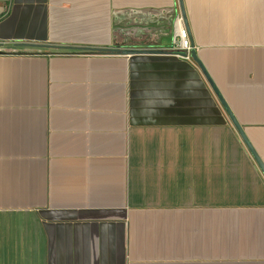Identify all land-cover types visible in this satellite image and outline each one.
<instances>
[{"label":"crops","instance_id":"1","mask_svg":"<svg viewBox=\"0 0 264 264\" xmlns=\"http://www.w3.org/2000/svg\"><path fill=\"white\" fill-rule=\"evenodd\" d=\"M182 4L0 0V264H264V0Z\"/></svg>","mask_w":264,"mask_h":264},{"label":"built area","instance_id":"2","mask_svg":"<svg viewBox=\"0 0 264 264\" xmlns=\"http://www.w3.org/2000/svg\"><path fill=\"white\" fill-rule=\"evenodd\" d=\"M193 50L194 47L190 42L183 16L177 6L171 24L169 47L161 51L182 60L191 61V52Z\"/></svg>","mask_w":264,"mask_h":264},{"label":"water","instance_id":"3","mask_svg":"<svg viewBox=\"0 0 264 264\" xmlns=\"http://www.w3.org/2000/svg\"><path fill=\"white\" fill-rule=\"evenodd\" d=\"M177 4H178L179 10H180V12H181V14L183 16L185 25H186V18H185V14H184V8H183L182 0H177ZM186 28H187V25H186ZM123 53H125V54H134V53H142V52L125 51ZM191 58H194V50L191 52ZM220 104H221L223 110L225 111V114L227 115V118H228L230 124L232 125V127L234 128L236 133L238 134L241 142L245 146V148L248 151V153L252 156L256 166L258 167V169L260 170L261 174L264 177V164L262 163V161L260 160V158L258 157L256 152L254 151V149L250 145V143L247 140L242 128L240 127V125L238 124L236 119L233 117V115H232L231 111L229 110L228 106L222 101L220 102Z\"/></svg>","mask_w":264,"mask_h":264}]
</instances>
